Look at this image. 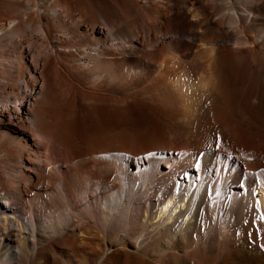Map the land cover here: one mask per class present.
Returning <instances> with one entry per match:
<instances>
[{
	"label": "bare ground",
	"instance_id": "bare-ground-1",
	"mask_svg": "<svg viewBox=\"0 0 264 264\" xmlns=\"http://www.w3.org/2000/svg\"><path fill=\"white\" fill-rule=\"evenodd\" d=\"M263 113L264 0H0V264H264Z\"/></svg>",
	"mask_w": 264,
	"mask_h": 264
},
{
	"label": "rangeland",
	"instance_id": "rangeland-1",
	"mask_svg": "<svg viewBox=\"0 0 264 264\" xmlns=\"http://www.w3.org/2000/svg\"><path fill=\"white\" fill-rule=\"evenodd\" d=\"M263 119H264V113H263ZM263 119H261V123H262L261 124V135L262 136H264V122H263L264 120ZM223 150H227V148H224ZM230 152H235V150H230ZM225 156H226V153H225ZM235 157L236 156L231 155L230 159L233 160V159H235ZM259 166H264V162H260Z\"/></svg>",
	"mask_w": 264,
	"mask_h": 264
}]
</instances>
